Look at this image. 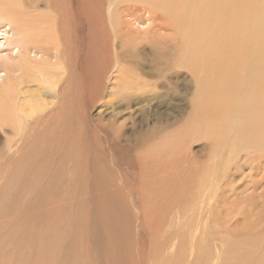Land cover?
<instances>
[{
  "label": "rangeland",
  "instance_id": "1",
  "mask_svg": "<svg viewBox=\"0 0 264 264\" xmlns=\"http://www.w3.org/2000/svg\"><path fill=\"white\" fill-rule=\"evenodd\" d=\"M129 1L125 6L138 7ZM44 2L28 14L60 13L65 6ZM84 32L72 58L80 85L58 92L63 110L37 96L50 102L52 110L44 111L50 118L19 146L12 142L13 157L5 146L13 124L0 122V264H264V220L232 205L235 196L250 203L240 192L262 176L263 165L252 170L253 154L243 149L228 162L229 115L216 108L219 95L196 96L202 71L175 64L182 34L176 33L181 39L168 65L157 55L162 44L139 41L140 82L155 84L148 92L117 80L103 51L87 63ZM8 41L0 37L1 57ZM120 72L136 79L126 67ZM112 85L118 87L109 95ZM199 90L207 91L201 84ZM233 186L240 192L227 198Z\"/></svg>",
  "mask_w": 264,
  "mask_h": 264
},
{
  "label": "bare ground",
  "instance_id": "2",
  "mask_svg": "<svg viewBox=\"0 0 264 264\" xmlns=\"http://www.w3.org/2000/svg\"><path fill=\"white\" fill-rule=\"evenodd\" d=\"M19 1L23 5L0 0V37L9 39L8 53L4 57L0 55V122L13 124L12 139L5 138V146L12 154L10 157L14 155L12 142L19 146L26 133L43 126L42 123L50 118L44 117L45 110H52L50 102H39L37 96H49L63 110L58 92L67 93L76 88L75 84L80 85L79 75L78 79L72 76L76 67L72 58L77 52L74 45L81 39L82 36L78 37L83 29L86 47L82 53L87 63L95 61V53L103 51L102 55L111 57L105 61L111 60L112 73L117 80L125 79L132 90L149 89L148 92L155 84L144 79L140 82L143 70L136 63L142 59L139 41L162 44L163 49L157 55L161 64L168 65L174 54L172 51L178 48L180 41L176 33H180L184 45L175 64L196 74L202 71L196 96H202L206 101L219 95V103L216 106L213 102V105L221 108L223 115H229L230 139L224 134L232 145V157L228 162H234L238 150L243 149L242 152L251 151L253 154L252 170L261 169L263 165L262 176L256 175L257 179L243 186L241 192L239 188L238 191L231 187L232 191L229 190L226 197L232 195L233 198L236 191L244 192L245 201L251 204L235 196L233 207L254 209L255 213H251L254 216L258 213L257 222H264V0H127L137 3L138 7L133 4L125 6V0H109V3L99 0V4L100 1L106 3L99 9L97 0H74L76 10L73 9V0H64L65 6L60 13L51 9L50 13L40 15L28 12L45 5L44 0ZM162 16L168 21L162 23ZM123 67L133 72L138 80L124 77L120 72ZM160 70L153 69L155 72ZM200 84L207 91H200ZM117 87L112 85L109 95ZM124 97L128 98L129 94ZM57 116L62 117L57 114L51 117ZM147 133L143 137L153 135V132ZM242 215L240 217L244 219Z\"/></svg>",
  "mask_w": 264,
  "mask_h": 264
}]
</instances>
